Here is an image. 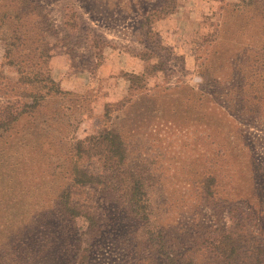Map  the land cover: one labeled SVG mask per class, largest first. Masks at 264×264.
Listing matches in <instances>:
<instances>
[{
	"label": "rangeland",
	"instance_id": "obj_1",
	"mask_svg": "<svg viewBox=\"0 0 264 264\" xmlns=\"http://www.w3.org/2000/svg\"><path fill=\"white\" fill-rule=\"evenodd\" d=\"M38 1L54 32L32 56L63 94L0 138V264H166V241L184 253L239 219L249 249H264V98L254 99L264 97V57L245 53L262 45L261 25L235 9L241 0ZM31 92L40 90L22 83L0 40V114L33 106ZM112 127L145 185L148 219L104 170ZM75 162L104 183L72 189ZM70 190L74 231L57 220Z\"/></svg>",
	"mask_w": 264,
	"mask_h": 264
},
{
	"label": "trees",
	"instance_id": "obj_2",
	"mask_svg": "<svg viewBox=\"0 0 264 264\" xmlns=\"http://www.w3.org/2000/svg\"><path fill=\"white\" fill-rule=\"evenodd\" d=\"M39 9L41 10V6L38 0H0V40L3 41L5 46V58L10 64L18 66L20 78L26 87L32 86L34 89L40 90V92H31L26 95L34 102L33 106L29 108L25 106L16 116L0 114V138L10 131L12 123L21 119L28 109L36 111L42 106V101L63 94L60 85L49 74L37 70L39 64L34 62L35 57L32 56L39 50V43L52 31L44 21V17L38 12ZM235 9L238 12H248L250 20L257 19L260 22L261 30L256 32L258 38L256 43H262V45L255 47L252 44L250 49L248 47L245 49V53L253 51L264 57V0H241V3ZM144 26L145 23L142 24V27ZM58 33L59 31H55L56 35ZM261 65L263 64L257 61L253 69ZM234 88H237L238 92L241 93L242 88ZM44 90H46L45 93H42ZM261 92V90H257L254 99L263 100L264 97L260 95ZM228 96L229 92L224 95L226 98ZM240 102H243L242 98ZM226 108L231 107L226 106ZM232 110L237 114H243L242 110H245V108H234ZM106 112L109 113V110H106ZM104 144L105 146L99 154L104 159V170L107 175H110L108 180L119 182V186H123V192L126 194V201L124 202L136 217L142 220L148 219L149 199L147 198L145 185L141 182V177L134 172L132 173L133 170L128 165V150L122 132L116 127H112L106 134ZM71 172L72 189L74 187L94 188L98 184L104 183L102 181L103 176H96L87 172L79 167L77 162L74 163ZM207 186V194L212 196L211 185L208 184ZM62 203L63 205L66 203V207H62ZM58 206L59 218L57 220L61 221V224L68 231H74L72 219H68L67 215L64 214V211L74 213L78 208V204L72 202L71 190L61 195ZM87 220L90 224V233L94 234L96 232L99 235L100 222L97 225L96 218L92 216H88ZM237 224L238 229L232 230L229 228L217 237L204 239L201 241V245L197 244L199 246L193 243L184 253L178 252L174 245L166 241V248H164L166 264H264V249H249L248 239L246 238L249 233L245 230V224L241 219L237 221ZM95 226L97 228L93 231ZM19 232V230H11L10 235L19 237ZM196 240L199 241L200 238ZM28 241L29 238H26L25 242ZM7 244H9V241L3 245L6 247ZM203 250L209 253H207L204 262H199L194 258V255L203 252ZM187 256L191 257L188 258ZM14 257L19 259L16 254ZM76 264L86 263L85 261H79L77 258Z\"/></svg>",
	"mask_w": 264,
	"mask_h": 264
}]
</instances>
